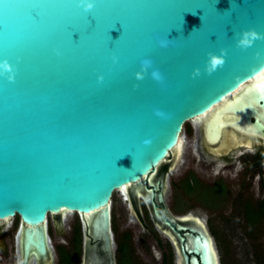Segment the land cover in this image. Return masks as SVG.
Wrapping results in <instances>:
<instances>
[{
  "label": "water",
  "instance_id": "1",
  "mask_svg": "<svg viewBox=\"0 0 264 264\" xmlns=\"http://www.w3.org/2000/svg\"><path fill=\"white\" fill-rule=\"evenodd\" d=\"M250 29L262 38L241 49ZM222 49L225 63L209 75L208 54ZM5 61L0 221L38 225L61 210L108 208L115 191L176 152L186 123L250 81L224 106L229 116L207 126V140L225 119L264 122V0H0ZM206 253L193 264H219Z\"/></svg>",
  "mask_w": 264,
  "mask_h": 264
},
{
  "label": "flooded vegetation",
  "instance_id": "2",
  "mask_svg": "<svg viewBox=\"0 0 264 264\" xmlns=\"http://www.w3.org/2000/svg\"><path fill=\"white\" fill-rule=\"evenodd\" d=\"M247 86L215 109L224 107ZM215 109L210 112L213 116ZM202 119L196 120V140L190 153H186L182 139L180 150L170 152L150 174L126 186L125 193L115 191L118 199L113 193L108 208L89 214L61 210L47 214L38 225L25 224L19 216L0 221V264H193L194 260L201 261L204 247L207 256L216 253L209 223L202 222L194 208L185 207L182 197L198 198L195 190L199 187L224 197L228 191L223 179L236 178L240 196L250 188L264 201V122L258 129L244 126L238 116L225 119L228 125L221 131V139L209 143L207 124ZM232 122L237 126H231ZM197 154L204 163L203 173L213 179L210 186L202 185L195 169L187 166L189 156L195 159ZM176 166L178 178L174 180L170 175ZM173 199L177 206H173ZM117 201L121 212L115 206ZM246 211L258 215L253 228L259 237L253 238L258 243L251 253L253 264H264V207L243 209L247 227L250 219ZM31 234L32 239L28 238Z\"/></svg>",
  "mask_w": 264,
  "mask_h": 264
},
{
  "label": "rangeland",
  "instance_id": "3",
  "mask_svg": "<svg viewBox=\"0 0 264 264\" xmlns=\"http://www.w3.org/2000/svg\"><path fill=\"white\" fill-rule=\"evenodd\" d=\"M195 123L196 121H191L183 126L181 137L184 139L186 153H190L191 144L195 143L196 140ZM190 129L191 132L187 133ZM258 129H262L261 126ZM189 158L187 166L195 169V174H198L202 185L210 186L213 179L208 174L203 173L204 163H202L201 157L197 154L195 159L191 155ZM180 163L181 159L176 165L178 166ZM177 166L176 171L170 175L174 180L178 178ZM223 182L226 184L228 191L224 197L215 195L213 189L199 187L195 190L198 198L184 197L183 195V200H179L185 203V207L194 208L200 214L202 222L209 223L215 234V247L219 264H253L252 249H255L258 244L253 238L259 237L256 230L253 231L246 227L242 213L247 201L250 200L256 206L260 199L253 195L250 188L247 189L248 192L245 190L246 193H242L244 195H241V197L238 189L239 183L236 178H225ZM114 194V197L118 199V194ZM173 201V206H177L175 204L177 200L173 199ZM115 206L118 208V212H121L119 201L115 203Z\"/></svg>",
  "mask_w": 264,
  "mask_h": 264
},
{
  "label": "clouds",
  "instance_id": "4",
  "mask_svg": "<svg viewBox=\"0 0 264 264\" xmlns=\"http://www.w3.org/2000/svg\"><path fill=\"white\" fill-rule=\"evenodd\" d=\"M93 3L88 2L84 4V8L85 11L91 10L93 8ZM261 34H259L258 32H256L255 30H246L243 31L241 38L238 40L237 42V46L240 47L241 49H247L249 47H251L254 43V41L261 39ZM226 55V51L225 50H221V54L220 55H216V54H212L209 53V59L206 63V67H205V71L211 75L213 72H215L217 70L218 67H222L225 63L224 60V56ZM150 62H145L144 64V70H147V66ZM0 69H2L5 73H12V68L9 65L8 62H3L2 64H0ZM200 70L196 69L194 70L193 75H199ZM154 76H157L158 78V73H153ZM136 77L137 79H142L143 76L140 72L136 73ZM8 79L11 81L14 79V75L10 74L8 75ZM102 79V78H101Z\"/></svg>",
  "mask_w": 264,
  "mask_h": 264
},
{
  "label": "bare ground",
  "instance_id": "5",
  "mask_svg": "<svg viewBox=\"0 0 264 264\" xmlns=\"http://www.w3.org/2000/svg\"><path fill=\"white\" fill-rule=\"evenodd\" d=\"M259 79V78H258ZM255 82V81H254ZM253 83V82H252ZM247 85H249V84H247ZM239 93V92H238ZM235 94H232L231 96H232V98H233V96H234ZM235 97V96H234ZM233 100V99H232ZM232 100L230 101V102H232ZM226 109V108H225ZM225 109H224V107H221V108H217V109H215L216 111H215V115L213 116L211 113L208 115H205L204 117H203V119H202V121L203 122H205V124H207V126L209 125V127H211V126H213L215 123H218V122H223L224 121V118L225 117H227V116H229L226 112L227 111H225ZM213 116V117H212ZM235 120V119H234ZM227 121V120H226ZM241 120L239 119L238 121H237V123H239ZM202 122V123H203ZM235 122V121H234ZM225 128H226V126H225ZM251 128V127H250ZM233 129V128H232ZM222 130V129H221ZM227 130V129H226ZM234 130V129H233ZM242 131V130H241ZM223 132V131H222ZM234 132H235V130H234ZM242 133H244V132H242ZM223 134V133H222ZM222 134H220L219 136H216L214 139H215V142H219V140L221 139V135ZM237 135V134H236ZM234 136H235V134H234ZM246 137V136H245ZM235 139V138H234ZM237 140V139H236ZM214 141V140H213ZM229 141H231V139L229 140ZM238 141V140H237ZM233 142V141H232ZM227 143V142H226ZM180 146V145H179ZM179 146H178V151L180 150L179 149ZM140 184V183H139ZM129 187V186H128ZM126 187L124 188V189H122L121 191L123 192V193H125V191H126ZM106 214V213H105ZM89 216V215H88ZM105 216V215H104ZM91 217V216H90ZM98 223L100 222V220H98L97 221ZM214 255H215V253H214Z\"/></svg>",
  "mask_w": 264,
  "mask_h": 264
},
{
  "label": "trees",
  "instance_id": "6",
  "mask_svg": "<svg viewBox=\"0 0 264 264\" xmlns=\"http://www.w3.org/2000/svg\"><path fill=\"white\" fill-rule=\"evenodd\" d=\"M252 206H255L250 200L247 201L246 205L244 206V208H250ZM256 206L259 207H264V201L263 200H259V202H257ZM245 213H247V218L250 219L249 223H248V228H251V230H253V228H255V217H257L258 215L256 213H251L246 211Z\"/></svg>",
  "mask_w": 264,
  "mask_h": 264
}]
</instances>
